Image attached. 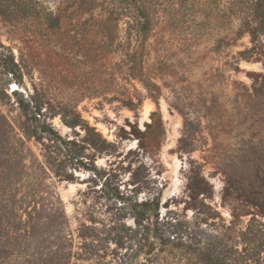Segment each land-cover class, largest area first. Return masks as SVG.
Here are the masks:
<instances>
[{
    "label": "rangeland",
    "instance_id": "374dc122",
    "mask_svg": "<svg viewBox=\"0 0 264 264\" xmlns=\"http://www.w3.org/2000/svg\"><path fill=\"white\" fill-rule=\"evenodd\" d=\"M153 2L0 0V264H264V0Z\"/></svg>",
    "mask_w": 264,
    "mask_h": 264
},
{
    "label": "trees",
    "instance_id": "16d2710c",
    "mask_svg": "<svg viewBox=\"0 0 264 264\" xmlns=\"http://www.w3.org/2000/svg\"><path fill=\"white\" fill-rule=\"evenodd\" d=\"M110 10H118L129 15L142 28H148L153 22L155 4L153 0H107ZM140 219L144 220L141 216Z\"/></svg>",
    "mask_w": 264,
    "mask_h": 264
}]
</instances>
